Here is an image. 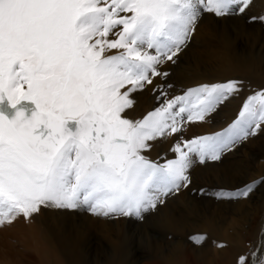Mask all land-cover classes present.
Wrapping results in <instances>:
<instances>
[{"label": "snow or ice", "instance_id": "6c2138e0", "mask_svg": "<svg viewBox=\"0 0 264 264\" xmlns=\"http://www.w3.org/2000/svg\"><path fill=\"white\" fill-rule=\"evenodd\" d=\"M253 2L0 0V228L21 216L30 222L42 208L143 219L189 187L197 161H218L264 130L258 89L222 131L176 140L175 158L163 163L146 155L244 90L243 81L229 79L169 99L163 69L187 47L202 12L244 15ZM251 19L264 22V15ZM149 88L162 102L130 118L134 94ZM260 183L214 195L247 198ZM250 255L237 264H264V229Z\"/></svg>", "mask_w": 264, "mask_h": 264}, {"label": "bare ground", "instance_id": "6f19581e", "mask_svg": "<svg viewBox=\"0 0 264 264\" xmlns=\"http://www.w3.org/2000/svg\"><path fill=\"white\" fill-rule=\"evenodd\" d=\"M255 1L258 9L264 6V0ZM245 19L240 18L236 23L233 19L226 21L229 30L222 24L208 22L204 31H208L209 39L206 41L195 35L193 40L196 44L192 43L190 51L180 55L175 63H168L164 67L165 71L173 67L172 78L177 79L176 92L179 91L180 95L189 87L229 79L243 81L244 90L221 105L205 121L186 124L180 136L154 142L152 149L146 153L151 160L163 163L166 159L175 158L170 149L176 140H189L222 131L236 119L245 97L254 90L264 89V46L261 44L264 43V36L262 39L259 31L247 28L249 25L244 24ZM247 19L251 18L248 16ZM238 34H242L246 42L242 39L237 41L240 38ZM156 83L163 82L156 78ZM153 94L151 88L136 92L133 96L134 108L129 110V117L140 119L152 111L155 108ZM260 137H264V130L225 152L218 161H208L203 164L204 167L198 161L193 165L189 173V187L180 189L168 198L171 206H163L158 210L161 237L149 249L151 252L139 257V261H131V258L135 260L136 257H129L128 246L124 242L135 228L131 225L132 217L105 218L83 209L42 208L30 222L22 216L18 218L8 229L1 230L2 236H6V233L9 238L15 236L17 225L21 220L26 221L28 228L23 233L24 237L39 241L47 250L39 249L35 253V245L30 247L27 253L30 264H237L238 258L244 255L242 251L247 245L244 243L246 238L254 241V251L264 226V222L261 223L264 204H258L262 189L253 192L252 198L256 200L251 203L241 198L236 202L235 199H217L213 193L220 190L235 191V186L242 188L264 177V145L260 147ZM202 190H211V197L204 196ZM230 225L234 230L232 233L229 232ZM9 230L12 231L9 233ZM241 230L243 240L240 237ZM142 231L146 236H151L145 229ZM197 235L205 236L206 240L201 244L194 243L190 237ZM92 241L98 246H107L104 250L109 252L104 259L98 252L92 258L88 257L89 242ZM121 241L125 245L119 249L116 242ZM221 244L224 247H218ZM96 245L94 250L98 251Z\"/></svg>", "mask_w": 264, "mask_h": 264}, {"label": "rangeland", "instance_id": "374dc122", "mask_svg": "<svg viewBox=\"0 0 264 264\" xmlns=\"http://www.w3.org/2000/svg\"><path fill=\"white\" fill-rule=\"evenodd\" d=\"M256 4H258V3H257V1L254 0L253 5L244 14V16L243 15H231V16H226V17H216L214 14L207 13V12H202V15H201V17H200V19L198 21V25H197V27L195 29V32L193 33V35L191 37V40H190L189 44L183 50V52L181 54H179V57H180V55H183L184 53H187L188 51H190V48H192L191 46H192V43L193 42L196 44V41L193 40V37L195 35L198 36V37H200V38H202L203 40H206V41L209 39L208 38L209 36H207L209 34L208 31H204L205 28H206V26H207V24H208V22H211L212 24L214 23L215 25L216 24H222L223 26H226L227 27V22H230V19H233V21L236 23V20L239 21L240 18L246 17V19L244 21V24L245 25H249L247 28H249L251 30H252V28H254L255 31L256 30L259 31V36H262V39H263V36H264V22H261L260 20H252V19H249L248 20L247 19L248 16L251 18L253 16L259 17L261 15H264V6H261L260 9H258V7H257ZM204 15H205V17H204ZM240 16H242V17H240ZM206 17H208V18L206 19ZM204 25H205V27H204ZM227 28H228V30L230 29L229 27H227ZM256 28H258V29H256ZM202 29H203V31H202ZM251 32L253 33L254 31H251ZM201 35H202V37H201ZM239 35H240V38H238L237 41H240V39H242L243 42H246V40H244L242 38V34H238L237 36H239ZM237 41H236V43H237ZM261 44H263V46H264V43H261ZM171 68H173V67H171ZM171 68L168 71L169 73L170 72L171 73H170L169 77L167 78V83H169V84L171 83V85L173 87V88L171 87L170 89L167 90L168 91V94H169L168 95V98L169 99L172 96L180 95V94H178V93H180L179 91L176 92V90H178V87L176 86L177 85V79L172 78L174 76V73H172V72H174V71ZM162 82L164 83V81H162ZM152 99H153V102H154L153 103V106L154 107L159 106V103L162 102V100L160 102H158L155 99V95L154 94H153V98ZM259 140H261L260 141V144H262V146H260V147H263V145H264V141H263L264 140V137L262 139L260 137ZM262 155H263V159H264V153H262ZM202 166H203V164H202ZM261 180H264V177L263 176H262ZM260 184L261 185L258 184L254 188V190L250 193V195L247 198H241L242 201L245 200L246 202L251 203L252 201L256 200V199H253L252 198L253 192L255 190H257V189H258V191L260 189H262L261 190V194H260V198L258 199V204L259 205H263L264 204V197H263L264 196V183H260ZM244 186H242V188ZM240 188L241 187H239V186H235L234 187V190L240 189ZM202 192L204 193L203 194L204 196L211 197V190H202ZM214 193H216V192H214ZM168 198H171V195ZM168 198L166 199V202L164 203V205L162 204V205L158 206L157 209H155L154 211L149 212V213H146L144 215L143 219H137L135 217H132V219H131V225H132V228L135 227L133 229L134 232L133 231H130L131 236L124 241V242L127 243V246H128L127 249H128L129 254H130L129 257H131V256H135L136 257L135 260H133L131 258V261H133V262H136V260L139 261V257H141V256L144 257L145 254H147L148 252L150 253L151 251H149V249L150 248H153L154 243L159 241L158 240V237H161V234L162 233H161V229L159 227L160 222H158V213L160 212L158 210H160L163 206L164 207L171 206L172 203H171V201L168 202ZM237 200H238V198L235 199V202ZM263 211L264 210H262V212H261V215L263 217L261 223L264 222V212ZM227 220H228V215H227V218H226V222H227ZM21 221L22 222H20V224L17 225V227L16 226H13V227H16V230L17 229L18 230L14 232V235L15 236H11L10 238H9V235L7 233L5 234L7 237L6 236L3 237L2 236V231H1V230H4L5 228L8 229L9 227L8 226H5L3 228H0V264H30V262H28L27 253L30 252L29 251V248L30 247H33L34 245H35V249H34V252L35 253H38V250L39 249L40 250H43V251H47V250H45L46 247H45L44 244L40 243L39 241H37L35 239L25 238L24 237L23 233L27 232V228H28L27 226H28V224L26 223V221H23V220H21ZM225 226H226V223H225ZM13 227H10V229H13ZM229 228H230L229 229V232L232 233L234 231L232 229L233 227L230 225ZM142 229H145L147 232H149L151 236H146V233H143ZM262 229H264V226H263ZM256 230H257V228H256ZM11 231L12 230H9V233ZM260 233H261V231H260ZM240 237H241V240H243L242 239V237H243V231L242 230L240 231ZM16 239H18V240L16 241ZM22 241H23V243H22ZM102 242H104V241H102ZM253 242L254 241L251 240V238L249 239V237L246 238V241L244 242L245 244L247 243V245L244 244L246 246V248H244L242 252H244V256H247L249 258V260H251V255L250 254H251V252L253 250V247H254L253 246L254 245ZM89 243H90V247H88V251H89L87 253V254H89L88 257H91L92 258L93 257V254H96V252H98V254H100V255L102 254L103 255L101 257H102V259H104V257L106 256L107 252H109V250H107V249L104 250L107 246H105V248H104L103 245L98 246V245L95 244V241H92V242H89ZM27 244H29V246H27ZM116 244H117L116 246H118L119 249L122 248V245H125V244H123L122 241L121 242H116ZM95 245L98 248V251H95L94 250L95 249ZM244 245H243V247H245ZM143 260L144 259H142L141 261H143ZM133 262H131V264H134ZM40 264H43V263H40Z\"/></svg>", "mask_w": 264, "mask_h": 264}]
</instances>
